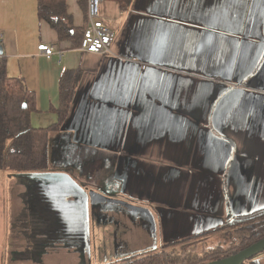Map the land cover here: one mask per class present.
Wrapping results in <instances>:
<instances>
[{
  "label": "crops",
  "instance_id": "crops-1",
  "mask_svg": "<svg viewBox=\"0 0 264 264\" xmlns=\"http://www.w3.org/2000/svg\"><path fill=\"white\" fill-rule=\"evenodd\" d=\"M65 3L73 27L86 26L87 0ZM100 18L115 32L111 53L102 56L59 40L37 19L35 0H0V55L6 75L35 94L33 128L56 123L61 74H81L66 123L49 136L55 161L94 178L96 168L109 175L114 164L123 194L154 204L148 209L162 244L215 232L227 215L263 208L264 0H133L126 12L103 1ZM39 45L52 56H42ZM0 174L9 187L0 261L39 263L48 245L38 249L26 230L11 228V181ZM60 205L76 211L73 195ZM12 232L25 237L14 235L10 247ZM255 262L264 264V254Z\"/></svg>",
  "mask_w": 264,
  "mask_h": 264
},
{
  "label": "trees",
  "instance_id": "trees-1",
  "mask_svg": "<svg viewBox=\"0 0 264 264\" xmlns=\"http://www.w3.org/2000/svg\"><path fill=\"white\" fill-rule=\"evenodd\" d=\"M84 1L78 0V4L83 6ZM103 1L116 3L121 12L128 11L133 3V0ZM35 10L37 19L46 22L59 40L80 44L85 25L80 29L73 27L65 0H35ZM80 77L78 72L61 74L59 107L53 110L57 121L48 128L35 129L30 123V116L36 110L35 94L22 79L6 75V58L0 55V170L20 175L47 169L49 136L61 131L66 123ZM14 235L23 238L22 233L14 232ZM215 237L218 240L214 241ZM262 239L264 207L249 214L227 215L215 232L166 245L170 250L131 251L132 259L113 264H203L235 255ZM258 257L243 264H256Z\"/></svg>",
  "mask_w": 264,
  "mask_h": 264
},
{
  "label": "rangeland",
  "instance_id": "rangeland-1",
  "mask_svg": "<svg viewBox=\"0 0 264 264\" xmlns=\"http://www.w3.org/2000/svg\"><path fill=\"white\" fill-rule=\"evenodd\" d=\"M70 159L72 158L70 157ZM69 162H71V160H69ZM112 167L113 171L109 175H104L101 168H96V178H94V174L92 173V171L81 169L80 165L62 166L57 163L54 158L52 147L49 144L48 167L45 171L36 174L59 176L63 173V175L67 176L69 179H72L75 184H78L79 186H82L84 188H87L86 186H89L91 187L90 189H94V191L99 194L108 195L109 197H117L115 199L119 201L143 207L145 209H148L149 205H154L153 203L149 204L141 202L139 200L136 201L128 197L127 194L124 195L125 193L123 194L122 189H119V187L115 184L114 180L117 170H115L114 164L112 165ZM4 174L5 177H7V179L11 181L10 188H13L14 186L13 190L15 191V194L11 198L10 202L11 228L13 230H26L27 234L29 236H32L31 242L37 245H64L62 249L49 246L50 249L47 254V258H42V261L39 263H23L22 261H17L15 262V264H113L115 262H124L128 259H132L133 257L129 256L131 251L139 252L146 250L145 252H147L152 249H157L158 251H160L161 249H171V247L169 246L165 247V245L167 244H162L161 242L159 243L155 240L156 231L154 233L152 232V230L148 231L147 229H143L141 227L140 231L134 229L124 234L125 236L122 238V241L130 246L128 247V250L130 249L129 251L127 250L122 253H118V255H112V251H114V242H112L109 236V232L112 229L111 226L98 224V222L93 224V222L91 221V223L88 224V242H86L85 247L83 248L85 257H78L76 253H70L71 251L69 250V246H66L69 241L66 238L68 237L67 231L69 232L70 230L68 226L70 222L69 216L64 214V212H61L58 206L54 205V193L51 188H40L41 184L42 186L45 185V181L40 179L38 180L36 178H25L16 174H8L7 172H4ZM3 181L4 178L0 174V219H2L1 206L3 202V191L6 189L7 191L9 190L8 185L6 186V183ZM4 206H8V199H5ZM148 210L153 215L152 210ZM66 216L68 217V219H66ZM5 218L7 220V208L5 210ZM67 221L69 222L67 223ZM8 228H10L9 225ZM141 235L142 240H140ZM51 237H59L64 240L55 241ZM3 238L4 231L0 223V244L1 242L6 243V240L4 242ZM216 240H218V237H215L214 241ZM8 241L9 246L12 247V244L14 242L13 232L10 234ZM147 245L149 248H144ZM99 253L103 254V257H100ZM34 261L36 260L34 259ZM0 264H3L2 260L0 261Z\"/></svg>",
  "mask_w": 264,
  "mask_h": 264
},
{
  "label": "flooded vegetation",
  "instance_id": "flooded-vegetation-1",
  "mask_svg": "<svg viewBox=\"0 0 264 264\" xmlns=\"http://www.w3.org/2000/svg\"><path fill=\"white\" fill-rule=\"evenodd\" d=\"M39 180V179H38ZM46 181V180H44ZM47 184L40 185V188H44ZM46 188H51L54 193L53 197V203L55 206H58L61 212H64L67 216H69L70 222L68 226L70 228L68 233L67 245L69 246L70 253H77L78 257H85V252H83V248L85 247V238L82 235V230L84 227V221H83V215H84V206H83V199L84 195L77 189L73 188L68 185L67 183H63L60 181H52L50 186H47ZM11 187L10 190H12V196L15 194V191ZM83 189V188H82ZM84 191L86 189H83ZM89 190V189H88ZM86 190V191H88ZM90 191V190H89ZM73 195L76 200V205L74 206L75 213L71 216L70 213L67 212V208L63 207L61 204L62 200H65V197ZM102 195V194H101ZM42 196V195H41ZM107 198L115 199L117 197H109L108 195H103ZM117 200V199H115ZM98 204L95 205L93 210H91V207L88 206V220L89 224L91 221L93 224L98 222V224H104V225H110L111 230L109 232L110 239L112 242H114V251H112V255H118V253H122L124 251L128 250L127 244H125L122 240V238L125 236L127 232H130L131 230L137 229L141 230V227L143 229H150L151 224L149 219L143 215L142 213H129L128 211L124 210L120 206H116L113 204H102L100 202H96ZM89 205V204H88ZM66 216V219L68 217ZM31 236V235H30ZM29 235L26 236L27 239L31 240L32 236ZM139 236V235H138ZM25 237V236H23ZM22 238V237H21ZM58 239L59 237H51ZM20 239V238H19ZM140 240H142V235L140 237ZM66 245V246H67ZM35 246L38 248L40 245L35 244ZM49 246L53 248H60L52 246V244H48V249L46 251L49 252ZM47 248V247H46ZM52 248V249H53ZM39 249V248H38ZM130 250V249H129ZM128 250V251H129ZM76 251V252H75ZM100 257H103V254L99 253Z\"/></svg>",
  "mask_w": 264,
  "mask_h": 264
},
{
  "label": "water",
  "instance_id": "water-1",
  "mask_svg": "<svg viewBox=\"0 0 264 264\" xmlns=\"http://www.w3.org/2000/svg\"><path fill=\"white\" fill-rule=\"evenodd\" d=\"M0 54H1V51H0ZM20 176H23L25 178H30V179L36 178V179H40V180H49L50 182L64 178L68 181V183H70V186L79 190L84 195V199H83L84 227L82 230V235L85 238V243L88 242V224H89L88 206H90L91 210H93L95 205L98 204L96 202H100L102 204L107 203V204H113L116 206H120L121 208L128 211L129 213H142L143 215H145L149 219L150 224H151V228L150 229L147 228V230L148 231L152 230V232L155 233L154 218L148 209H145V208L139 207V206H135V205H131V204H128V203L123 202V201L107 198V197H105V196H103V195H101V194H99L93 190H90V191L85 190L84 191L82 188H80L77 184H75L67 176H63V175L50 176L47 174L46 175H44V174L39 175L36 173L35 174H20ZM263 252H264V239L259 240L258 242L254 243L253 245L247 247L246 249L239 251L235 255H232L230 257H227V258H224L221 260L210 261V262L203 263V264H243L244 262H246V261H248L254 257H257L258 255L260 256Z\"/></svg>",
  "mask_w": 264,
  "mask_h": 264
},
{
  "label": "built area",
  "instance_id": "built-area-1",
  "mask_svg": "<svg viewBox=\"0 0 264 264\" xmlns=\"http://www.w3.org/2000/svg\"><path fill=\"white\" fill-rule=\"evenodd\" d=\"M102 2L103 0H87V23L79 49L83 53L101 56L111 53L115 32L106 26L100 18ZM37 50L46 58H50L53 54V49L47 45H39Z\"/></svg>",
  "mask_w": 264,
  "mask_h": 264
},
{
  "label": "bare ground",
  "instance_id": "bare-ground-1",
  "mask_svg": "<svg viewBox=\"0 0 264 264\" xmlns=\"http://www.w3.org/2000/svg\"><path fill=\"white\" fill-rule=\"evenodd\" d=\"M64 171V170H63ZM90 181V180H89ZM88 182V181H87ZM80 184V183H79ZM9 207V206H8ZM7 210H8V208H7ZM9 219V218H8ZM156 226V225H155ZM162 243V242H161ZM148 253V252H147ZM150 253V252H149Z\"/></svg>",
  "mask_w": 264,
  "mask_h": 264
}]
</instances>
